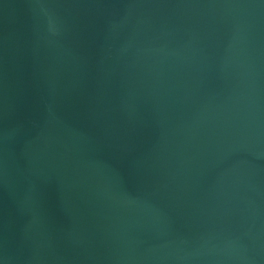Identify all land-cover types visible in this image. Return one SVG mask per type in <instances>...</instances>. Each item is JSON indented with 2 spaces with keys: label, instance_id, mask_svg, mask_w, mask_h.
<instances>
[{
  "label": "water",
  "instance_id": "obj_1",
  "mask_svg": "<svg viewBox=\"0 0 264 264\" xmlns=\"http://www.w3.org/2000/svg\"><path fill=\"white\" fill-rule=\"evenodd\" d=\"M0 264H264V0H0Z\"/></svg>",
  "mask_w": 264,
  "mask_h": 264
}]
</instances>
